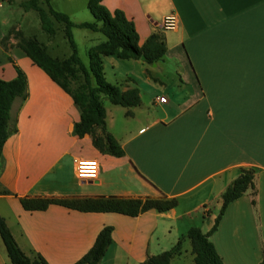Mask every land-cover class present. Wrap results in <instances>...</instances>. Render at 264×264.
<instances>
[{
    "label": "crops",
    "instance_id": "obj_1",
    "mask_svg": "<svg viewBox=\"0 0 264 264\" xmlns=\"http://www.w3.org/2000/svg\"><path fill=\"white\" fill-rule=\"evenodd\" d=\"M25 1L9 0L18 6ZM62 1L69 5L58 13L75 24L94 21L91 12L92 21L82 20L83 7L90 11V0ZM102 5L110 13L121 11L133 23L140 46L151 34L161 33L167 48L164 57L177 61L182 71L168 86L171 99L165 103L158 101L162 96H155L150 105L140 97L139 106L129 109L103 104L106 130L124 153L113 157L98 152L90 136H75L79 109L16 46L13 32L3 30L6 20L0 21V58L8 62L0 65V79H14L17 67L27 81L26 99L15 101L10 111L16 132L5 142L0 159V213H5L1 216L18 247L28 257L41 256L47 264H74L90 250L98 233L111 227V244L99 264H141L167 251L162 242L167 238L179 243L170 249L177 247L172 264L186 253L185 243L177 237L191 228L192 215L199 213L201 223L209 224L216 218L214 211L220 209L225 189L241 170H253L254 188L229 204L209 241L223 264H260L264 257V0H104ZM169 15L177 18V28L162 31L161 22ZM92 34L86 37V65L90 52L106 40L100 33ZM98 35L104 39L93 37ZM106 58H100L102 65ZM127 80L121 91L135 88L133 79ZM79 159L97 162L96 181L77 178ZM160 194L176 199V208L134 218L55 205L26 212L19 202L24 197L156 198ZM201 211L208 213L203 216ZM0 264H11L1 239Z\"/></svg>",
    "mask_w": 264,
    "mask_h": 264
},
{
    "label": "trees",
    "instance_id": "obj_2",
    "mask_svg": "<svg viewBox=\"0 0 264 264\" xmlns=\"http://www.w3.org/2000/svg\"><path fill=\"white\" fill-rule=\"evenodd\" d=\"M104 0H90L88 8L93 14V22L75 24L63 14L48 8H39V0H27L19 6L25 12H36L41 30L48 36L55 35L54 23L63 27L71 55L63 62L51 58L33 41H24L18 45L21 51L37 68L63 90L80 111L79 121L74 126L75 136L91 137L93 147L100 153L121 158L124 153L119 143L107 132L106 112L103 99L111 105L122 108H135L140 104L137 88L121 91L118 86L106 82L101 57H114L119 60L138 61L144 58V63L153 65L161 61L167 48L163 35L159 32L151 34L146 41L139 45V36L132 22L124 14L116 10L108 12L102 5ZM50 0H41L49 5ZM85 29L100 33L105 42L90 52V64L85 67L81 62L77 46L73 40V29ZM15 68L16 76L10 81L0 79V159L2 149L7 139L16 132V125L11 120L10 111L15 101H24L27 97V81L23 72ZM82 83L74 85L78 79ZM130 115V114H129ZM254 171L241 170L238 177L230 183L221 195V207L210 230L203 234L199 228L191 227L187 230L193 264H223L209 237L216 231L218 224L232 202L241 198L249 189H253ZM26 212L44 211L55 205L82 213H113L126 217H137L145 212L154 210L165 213L175 209L177 200L160 194L156 198H123L115 196L99 197H24L19 200ZM111 227H104L96 236L90 250L74 264H99L111 244ZM0 239L5 248L7 258L11 264H47L39 255L26 256L15 242L4 218L0 216ZM179 243L177 244V247ZM177 247L172 251H165L155 256H149L141 264H170ZM260 264H264V257Z\"/></svg>",
    "mask_w": 264,
    "mask_h": 264
},
{
    "label": "rangeland",
    "instance_id": "obj_3",
    "mask_svg": "<svg viewBox=\"0 0 264 264\" xmlns=\"http://www.w3.org/2000/svg\"><path fill=\"white\" fill-rule=\"evenodd\" d=\"M79 4L77 5L78 11H76L78 13L80 11ZM65 5L69 4H66V2H63L62 0H54L47 6L46 4L41 3V0H39V8L43 11H47L48 8H50L56 12H61L64 10L63 7ZM82 12L84 13V16L86 15V17H82V20H91L90 11L83 7ZM1 20H6L3 30L6 33L13 32L14 37L17 38L16 46H18L21 41H33L51 58L56 59L58 62H63L71 55L69 45L64 38L62 25L54 23L55 35L48 37L40 28L39 19L36 12L30 10L28 11V14H25V11L18 6L17 2L3 3V6L0 7V21ZM72 35L77 46L78 56L81 59L83 65L88 67V65H86V50L89 43L87 42L86 37H92L94 34L88 30L75 28L72 30ZM93 37L104 39L101 35ZM103 63L105 80L107 83L118 86L119 89L122 90V87L125 85L126 81H128L127 78H132L134 83L129 84L139 90L142 103H149V105L150 102L154 100L155 96H162L163 98L169 100L171 99L168 96V86L173 84L172 80L176 79L178 74H180L182 71V67L179 66L177 61L174 59L169 60L165 57L157 64L153 65H148L144 62H137L134 60H119L114 57L103 59ZM0 65L7 66V60L0 58ZM155 65H157L156 68H154ZM160 81L161 83L163 82V84H160ZM80 83H82L81 78H79L74 85H78ZM103 104H105L106 107H113L106 99H103ZM1 212L2 213H0V216L1 214H5L3 211ZM218 212L219 210L216 208L214 211L215 217L218 215ZM207 213L208 212L206 211H201L203 216H205ZM1 217L4 218L3 216ZM200 217L201 216L199 213H194L192 215L190 227L199 228L205 233L208 230L207 228L213 224L214 219L211 220L209 224H202ZM181 231L182 229H180L179 232ZM178 234L177 240H179L180 243H185L184 250L186 253L183 254V257L180 259L174 260L172 264H193V255L191 254L189 240L187 239L185 233ZM171 240L173 239L167 238L163 239L162 241L167 251H170V249H172V247H174L178 242L174 241L173 243Z\"/></svg>",
    "mask_w": 264,
    "mask_h": 264
},
{
    "label": "built area",
    "instance_id": "obj_4",
    "mask_svg": "<svg viewBox=\"0 0 264 264\" xmlns=\"http://www.w3.org/2000/svg\"><path fill=\"white\" fill-rule=\"evenodd\" d=\"M9 0H0V7L3 3H8ZM178 22L175 15H169L165 17L160 25L163 31H173L177 28ZM160 103H165L166 99L163 97L158 98ZM75 171L77 178L82 182H93L97 180L99 167L96 161L93 160H76L75 161Z\"/></svg>",
    "mask_w": 264,
    "mask_h": 264
},
{
    "label": "water",
    "instance_id": "obj_5",
    "mask_svg": "<svg viewBox=\"0 0 264 264\" xmlns=\"http://www.w3.org/2000/svg\"><path fill=\"white\" fill-rule=\"evenodd\" d=\"M141 61H144V58L143 57H141V59H140Z\"/></svg>",
    "mask_w": 264,
    "mask_h": 264
}]
</instances>
